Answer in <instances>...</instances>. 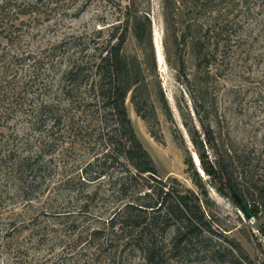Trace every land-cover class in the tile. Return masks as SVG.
Listing matches in <instances>:
<instances>
[{
	"label": "rangeland",
	"instance_id": "rangeland-1",
	"mask_svg": "<svg viewBox=\"0 0 264 264\" xmlns=\"http://www.w3.org/2000/svg\"><path fill=\"white\" fill-rule=\"evenodd\" d=\"M36 5L25 13L11 10L6 30L21 36L12 45L15 52L90 36L100 28V36H107L112 25L128 19L123 53L140 61L145 79L138 91L154 109L150 127L134 111L129 94L131 124L158 176L190 200L195 195L207 201L202 210L214 229L202 235L206 243L185 247L176 246L171 227L155 229L157 257L151 264H264V210L244 219L216 163L225 152L249 156L253 165L258 159V167L249 168L264 181V0H41ZM139 20L141 40L135 37ZM80 127L59 126L56 140L41 155L35 181L0 179V216L16 218L20 226L13 241L24 249L18 254L21 264H149L136 238L108 226L132 199L110 194L106 179L77 180L96 148ZM185 159L192 162L189 172ZM94 191L97 195L90 196ZM10 255L9 264H15L17 254ZM4 257L0 253V264Z\"/></svg>",
	"mask_w": 264,
	"mask_h": 264
},
{
	"label": "trees",
	"instance_id": "trees-1",
	"mask_svg": "<svg viewBox=\"0 0 264 264\" xmlns=\"http://www.w3.org/2000/svg\"><path fill=\"white\" fill-rule=\"evenodd\" d=\"M40 2L0 0V34L10 35L0 36V179L35 181L41 172V155L56 140L59 126L77 123L83 136L93 137L96 145L77 180L99 184L106 179L110 194L132 199L109 219L111 230L128 231L136 238L149 264L157 257L155 229L171 227L176 246L206 243L202 235L214 231L211 216L207 219L202 210L207 201L195 195L190 200L158 176L129 119V94L134 111L150 127L154 109L138 91L145 79L140 61L123 53L128 19L112 25L107 36H100V28L90 36H68L36 51L15 52L12 45L21 36H11L14 32L6 30L7 22L15 10V14L25 13ZM139 22L135 37L141 40ZM150 133L157 137L153 130ZM260 162L257 159L253 165L252 158L235 152L218 155L216 161L224 186L242 198L253 217L264 210V181L255 178L249 167L256 169ZM184 163L191 171L190 159ZM95 195L97 191L90 196ZM17 227L16 218L0 216V253L5 264L13 253L17 254L14 263L22 262L18 254L24 249L13 241Z\"/></svg>",
	"mask_w": 264,
	"mask_h": 264
},
{
	"label": "water",
	"instance_id": "water-1",
	"mask_svg": "<svg viewBox=\"0 0 264 264\" xmlns=\"http://www.w3.org/2000/svg\"><path fill=\"white\" fill-rule=\"evenodd\" d=\"M230 195L232 196L234 201L238 204L239 211L242 214L243 218L248 219V220L252 218L253 217L252 213L249 211L246 203L242 200V198L232 189H230ZM263 243H264V240H263Z\"/></svg>",
	"mask_w": 264,
	"mask_h": 264
},
{
	"label": "bare ground",
	"instance_id": "bare-ground-1",
	"mask_svg": "<svg viewBox=\"0 0 264 264\" xmlns=\"http://www.w3.org/2000/svg\"><path fill=\"white\" fill-rule=\"evenodd\" d=\"M155 47H156V44H155ZM196 160L198 161L197 157L195 156Z\"/></svg>",
	"mask_w": 264,
	"mask_h": 264
}]
</instances>
